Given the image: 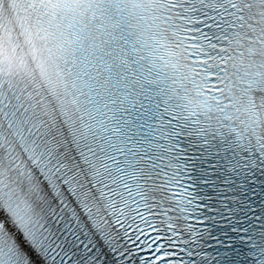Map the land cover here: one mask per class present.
<instances>
[{"label":"snow or ice","instance_id":"1","mask_svg":"<svg viewBox=\"0 0 264 264\" xmlns=\"http://www.w3.org/2000/svg\"><path fill=\"white\" fill-rule=\"evenodd\" d=\"M0 264H264V0H0Z\"/></svg>","mask_w":264,"mask_h":264}]
</instances>
